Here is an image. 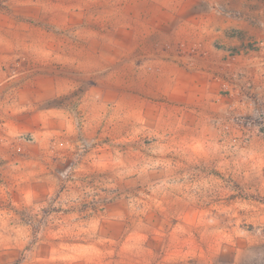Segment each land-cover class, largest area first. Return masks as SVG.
Wrapping results in <instances>:
<instances>
[{
	"label": "rangeland",
	"instance_id": "1",
	"mask_svg": "<svg viewBox=\"0 0 264 264\" xmlns=\"http://www.w3.org/2000/svg\"><path fill=\"white\" fill-rule=\"evenodd\" d=\"M262 18L0 0V264H264Z\"/></svg>",
	"mask_w": 264,
	"mask_h": 264
},
{
	"label": "clouds",
	"instance_id": "2",
	"mask_svg": "<svg viewBox=\"0 0 264 264\" xmlns=\"http://www.w3.org/2000/svg\"><path fill=\"white\" fill-rule=\"evenodd\" d=\"M258 24L259 27L257 29H249V35L256 34L253 48L250 50L246 49L251 55V58L248 60L249 64L264 63V18L260 19Z\"/></svg>",
	"mask_w": 264,
	"mask_h": 264
}]
</instances>
